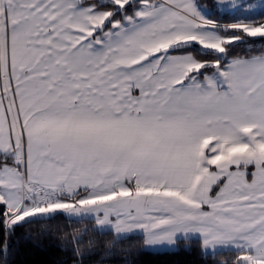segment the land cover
<instances>
[{
	"label": "snow or ice",
	"instance_id": "snow-or-ice-1",
	"mask_svg": "<svg viewBox=\"0 0 264 264\" xmlns=\"http://www.w3.org/2000/svg\"><path fill=\"white\" fill-rule=\"evenodd\" d=\"M255 9L264 0H0L5 230L63 219L117 241L139 230L147 246L195 237L206 257L264 264Z\"/></svg>",
	"mask_w": 264,
	"mask_h": 264
},
{
	"label": "trees",
	"instance_id": "trees-1",
	"mask_svg": "<svg viewBox=\"0 0 264 264\" xmlns=\"http://www.w3.org/2000/svg\"><path fill=\"white\" fill-rule=\"evenodd\" d=\"M214 3V0H207L204 5ZM210 11V18L216 22H234L229 13ZM262 21L264 15L258 10L256 22ZM249 40L256 41L255 49L264 48L260 38ZM246 47L249 45H241L232 55L244 56ZM255 54L258 51L248 53ZM85 228L87 232L83 233ZM93 228L95 225L91 223L68 224L58 219L49 224L17 225L14 230L6 231L0 222V264H227L235 259L227 253L215 258L206 257L197 239L179 240L171 251L154 252L145 248L142 234H132L128 239L117 241L113 234L98 235ZM74 236L81 239L79 255L73 253Z\"/></svg>",
	"mask_w": 264,
	"mask_h": 264
},
{
	"label": "crops",
	"instance_id": "crops-1",
	"mask_svg": "<svg viewBox=\"0 0 264 264\" xmlns=\"http://www.w3.org/2000/svg\"><path fill=\"white\" fill-rule=\"evenodd\" d=\"M253 1H255V0H247V2H249V3H254ZM87 2L88 3H94V0H87ZM198 3L200 5H204L201 2H198ZM132 234H142V233L139 230H137L135 233H132ZM132 234H129V235H132ZM189 239H197V238L190 237ZM179 240H185V239L180 238ZM145 248L147 250H149V251H154V252H158V251H171V250H173V249L176 248V244L175 245H155V246H147V245H145Z\"/></svg>",
	"mask_w": 264,
	"mask_h": 264
},
{
	"label": "rangeland",
	"instance_id": "rangeland-1",
	"mask_svg": "<svg viewBox=\"0 0 264 264\" xmlns=\"http://www.w3.org/2000/svg\"><path fill=\"white\" fill-rule=\"evenodd\" d=\"M207 0H197V2H201L202 4H204V2H206ZM216 1V0H215ZM254 3H259V0H255V1H253ZM258 10L259 9H255V10H253L254 12H258ZM257 23V22H256Z\"/></svg>",
	"mask_w": 264,
	"mask_h": 264
}]
</instances>
